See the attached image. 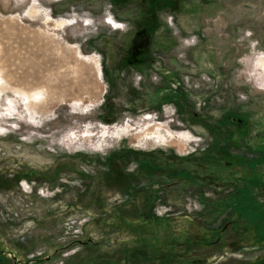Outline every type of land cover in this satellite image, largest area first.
I'll use <instances>...</instances> for the list:
<instances>
[{
  "label": "rangeland",
  "instance_id": "374dc122",
  "mask_svg": "<svg viewBox=\"0 0 264 264\" xmlns=\"http://www.w3.org/2000/svg\"><path fill=\"white\" fill-rule=\"evenodd\" d=\"M175 2L170 54L189 106L158 103L126 65L143 0H0V264L256 259L231 227L264 247V208L251 201L264 194V0ZM205 154L218 180L186 174ZM139 194L173 203L161 248L141 240L155 230L129 224ZM201 194L224 199L223 224L207 218L223 246L190 211Z\"/></svg>",
  "mask_w": 264,
  "mask_h": 264
},
{
  "label": "crops",
  "instance_id": "0c3cea01",
  "mask_svg": "<svg viewBox=\"0 0 264 264\" xmlns=\"http://www.w3.org/2000/svg\"><path fill=\"white\" fill-rule=\"evenodd\" d=\"M130 1L131 0H127L126 4L124 3V0H113V3L117 7L128 8V10H131L132 4H130ZM176 7L177 3L175 2V0H143V6L136 10L135 15L138 18V23L134 25L133 30L135 32L139 29H142L145 33H147V46L137 61H135L134 58L135 62H131L129 60L130 56L128 55V61L126 62V65L130 69H134V71L141 75L140 80L143 85V89L151 92V96L156 97L158 103H169L176 101L179 106H189L191 104L190 95L185 90H182L180 88V83L182 82L179 78V75L177 74L178 70L176 68L175 58L173 54H170L173 41L169 37V28L175 26V22H173V17H171V21L169 24L167 16L176 13V11L178 10V8ZM154 74L158 77L157 86L154 85V82H152L151 79ZM176 83L179 84L178 89L175 86ZM219 157L220 156H215L214 158L217 165L219 164ZM202 159L204 161L206 160V166H201L199 162V164L197 163L192 170H187L186 174H189L191 179H206L207 177H214L218 180L219 175H216L215 173H218L220 171L219 167L217 166L218 168L216 167L215 170L207 169V167H209L208 163L211 164L213 159L209 158L206 154L203 157H200V160ZM139 163L140 165H142L143 170H147V166L149 165L154 166L151 157L144 158ZM139 195L138 196L141 197V199H137L138 202L134 203V206L137 208L136 212H134L133 217L135 219L131 220L129 224H132V226H135L138 229L141 228L144 230H155V233H158V235L155 234L153 238L155 237L156 239L150 241L152 239L142 238L141 240L147 241L149 247L151 248H153L155 245V247L161 248L163 245L160 243L162 242V236H159V233L161 234L165 232L167 235H174L175 226L173 220L176 219V214L172 213L170 208L167 209V207L172 206L173 203L169 202L167 203V206L162 205L161 203H159L161 198L157 194ZM181 198L184 201H186L187 199L184 198V196ZM172 200L174 201L175 199ZM191 200L192 199H190V201ZM208 200L209 195L201 194L197 198L199 204H191L192 209L190 211H193L192 213L198 215L199 217V230H203V233H213L216 238L215 244L217 247H220L224 244V238L220 235L223 232V227L220 228L221 225L216 224L215 227L208 228L207 218L209 216V209L210 213L212 211H216V213L219 212L222 215H218V219L216 220L219 221L220 224H223V209L222 205L219 202H223L224 199L222 197H216L214 198L215 203L211 204L207 203ZM251 201L258 203L260 207L264 208V194H259L258 192L251 193ZM162 207H165L166 211L165 209H162ZM184 214L186 215V213ZM231 228L234 232L238 233V243L240 246L251 248V251H253L254 249H258L260 251L259 253H256L255 260H253L251 257L250 264H264V247L263 245L256 246V244L254 243L255 241L252 238V233L251 235L248 234L250 230L242 224H237V222L232 223ZM198 241L200 242V244L206 247L213 243L208 240V236L206 235L203 239H199ZM153 242H155V244ZM143 247L147 248L143 245L139 248L143 250ZM130 252L132 254L134 253V251Z\"/></svg>",
  "mask_w": 264,
  "mask_h": 264
},
{
  "label": "flooded vegetation",
  "instance_id": "af4514ba",
  "mask_svg": "<svg viewBox=\"0 0 264 264\" xmlns=\"http://www.w3.org/2000/svg\"><path fill=\"white\" fill-rule=\"evenodd\" d=\"M134 33L135 34H134L133 39L130 43V46L127 48V55L125 57L126 62L128 61V58H127L128 55L130 56L129 60L131 62L137 61L147 46V41L144 40L145 37L147 36V33H145L144 30H142V29L135 31ZM137 35H138V38H137ZM134 58H135V61H134ZM263 144H262V146L264 147Z\"/></svg>",
  "mask_w": 264,
  "mask_h": 264
},
{
  "label": "water",
  "instance_id": "95a60500",
  "mask_svg": "<svg viewBox=\"0 0 264 264\" xmlns=\"http://www.w3.org/2000/svg\"><path fill=\"white\" fill-rule=\"evenodd\" d=\"M144 40H146L147 41V36L145 37V39Z\"/></svg>",
  "mask_w": 264,
  "mask_h": 264
},
{
  "label": "bare ground",
  "instance_id": "6f19581e",
  "mask_svg": "<svg viewBox=\"0 0 264 264\" xmlns=\"http://www.w3.org/2000/svg\"><path fill=\"white\" fill-rule=\"evenodd\" d=\"M33 94H35V93H33ZM30 97V96H29Z\"/></svg>",
  "mask_w": 264,
  "mask_h": 264
}]
</instances>
